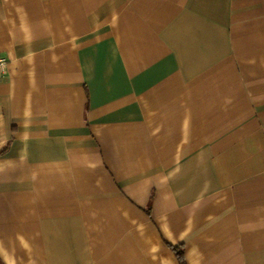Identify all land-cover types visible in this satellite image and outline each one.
Wrapping results in <instances>:
<instances>
[{
  "label": "crops",
  "instance_id": "obj_1",
  "mask_svg": "<svg viewBox=\"0 0 264 264\" xmlns=\"http://www.w3.org/2000/svg\"><path fill=\"white\" fill-rule=\"evenodd\" d=\"M0 264H264V0H0Z\"/></svg>",
  "mask_w": 264,
  "mask_h": 264
},
{
  "label": "built area",
  "instance_id": "obj_2",
  "mask_svg": "<svg viewBox=\"0 0 264 264\" xmlns=\"http://www.w3.org/2000/svg\"><path fill=\"white\" fill-rule=\"evenodd\" d=\"M7 62H8L7 61V58L5 56L1 55L0 56V78L7 71V66H8V63Z\"/></svg>",
  "mask_w": 264,
  "mask_h": 264
},
{
  "label": "trees",
  "instance_id": "obj_3",
  "mask_svg": "<svg viewBox=\"0 0 264 264\" xmlns=\"http://www.w3.org/2000/svg\"><path fill=\"white\" fill-rule=\"evenodd\" d=\"M174 252L178 258V261L180 264H184V259H183V253H182V250L178 249V248H174Z\"/></svg>",
  "mask_w": 264,
  "mask_h": 264
}]
</instances>
